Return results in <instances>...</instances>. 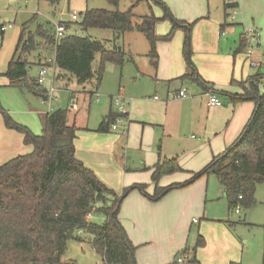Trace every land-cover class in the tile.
Returning a JSON list of instances; mask_svg holds the SVG:
<instances>
[{
    "label": "trees",
    "instance_id": "trees-1",
    "mask_svg": "<svg viewBox=\"0 0 264 264\" xmlns=\"http://www.w3.org/2000/svg\"><path fill=\"white\" fill-rule=\"evenodd\" d=\"M108 1L115 7L120 3V0ZM141 1L136 0L127 11L118 8L87 9L84 14L80 13V20L74 21L75 30H112L113 47L90 35L81 36L75 30L67 31L72 22L66 23L67 32L58 40L52 31L45 30L41 25L35 31H29L24 26L3 74L9 80L8 85L27 90L40 99L44 97L47 90L30 73L33 62L29 58L34 50L43 47L42 39L44 43L55 46L56 66L64 72L61 75L75 78L77 84L84 87L95 76L93 63L98 53L101 54L97 74L99 83L106 60L117 64L124 62L125 51L116 39L125 33L137 31L146 36L150 44L149 56L157 66V42L170 40L180 27L186 28L183 53L192 68V76L180 78L196 76L197 69L191 60V32L195 22L187 23L175 17L163 0H147L164 8L163 17L156 16L153 10L149 15H136L134 8ZM167 18L172 22L171 31L166 35H157V24ZM247 45L248 38L242 34L236 53ZM255 77L258 75L247 79L248 87L242 83V94L222 92L235 100L255 102L254 112L238 138L183 183L161 186L159 182L163 176L180 171L181 167L177 158L159 160L152 172L153 194L147 192V184L144 183L125 187L118 194L78 159L75 141L79 127L69 121V108L59 107L42 113L40 134L4 113L7 127L22 132L23 142L32 145L33 150L0 164V264H62L68 241L75 239L82 242L81 233L93 237L92 245L103 256L105 264H138L137 247L119 217L125 198L135 189L156 201L176 188L211 174L218 179L230 210L239 205L246 208L253 205L257 186L264 182V93L254 83ZM117 114L111 110L95 131H112L111 125ZM93 214H102L104 221H93ZM262 227L264 232V224ZM199 242L200 237L197 245ZM190 262L195 263V259Z\"/></svg>",
    "mask_w": 264,
    "mask_h": 264
},
{
    "label": "crops",
    "instance_id": "crops-1",
    "mask_svg": "<svg viewBox=\"0 0 264 264\" xmlns=\"http://www.w3.org/2000/svg\"><path fill=\"white\" fill-rule=\"evenodd\" d=\"M166 1L168 4L174 5V11L178 16L173 14L178 19L187 23L195 22L196 30L199 26L206 27L199 43H195L194 40L192 44L193 54L191 60L197 69L196 76L180 78L184 75H190L192 68L185 61L184 53L182 54L180 45L183 33L178 31L176 41L157 42L158 65L156 66L152 61L155 79L162 84L163 98L158 97L156 99L155 95L152 97L154 101L150 102V100L141 98L138 95H136V98L133 97L134 95H127L123 89L119 90V94L127 97L129 101L127 120L119 127L123 131L117 129L121 132V135L115 134L113 136L97 132L96 129L80 126L81 124L77 119L78 115L82 109L88 110L90 108L94 101L92 98L94 92L87 96L81 93L82 97L88 98L87 105H80V98L78 97L76 108L70 109V113L72 111L73 114H69V121L71 123L75 122L79 130L94 131L91 133L96 134L94 136H96L98 142L97 148L90 146L85 149L76 143V156L90 167L106 185L111 184V182L107 180L108 172L106 171L105 174L106 169L100 165L102 163L108 169L107 159L110 156H116V167L113 166L116 172L113 173L116 175L114 181H116V192L118 194H121L125 187L135 183L147 184V192L153 194L155 188L152 182L153 167L159 160L165 158H177L181 170L163 176L159 182L161 186L186 181L195 172L203 169L215 155L225 151L238 138L254 112V101L235 100L231 95L242 94V83L246 82L250 76L258 75L254 79H259L264 75V52L262 50L257 51L252 57H248L246 55L247 47L236 53L240 45V38L238 41L234 40V42L222 38L227 36L228 30L237 34L241 29L240 26H242H237L242 22L235 23V17L232 18L230 23L227 21V9L231 8L233 13H236V10L239 7L242 8L241 5L243 6L245 3H250L257 9L258 3L264 0H234L232 5L226 4V0H215L211 5L212 0H208L206 4L199 2L196 6H194L196 3L194 0ZM181 4L186 8L185 11ZM149 6L151 10H154L152 8L155 6L154 4L149 2ZM155 13V15H159L158 11ZM238 16L243 19L241 11ZM158 24L156 34L162 35L164 27L158 29L161 32L158 33ZM4 25L8 27L2 30L1 27ZM11 28H13L12 23H3L0 25V32L4 34ZM69 30L67 29V31ZM74 30L72 29L70 32ZM255 30L259 32L261 46H263L264 33L261 35L258 29ZM247 31L244 28V34ZM247 38L249 45L250 39L248 36ZM42 42L43 52L39 54L37 59L39 70L47 64L49 59L55 60V46L46 44L45 41ZM47 47H52L53 56L48 57L45 55L44 50ZM251 59L259 61L260 67H253L250 63ZM6 70L0 72V75L4 76ZM38 72L33 73L30 71L36 78ZM55 72L56 75L58 73L59 79L61 78L59 75L64 73L58 67ZM7 82L9 83L8 78ZM47 84L42 85V87L49 86L50 81ZM244 87H248L247 82ZM61 89H58V91ZM83 89H85V86ZM181 89H187L188 96L173 98V94L178 93ZM223 91L231 95L224 94ZM212 93L216 94L221 100L220 105H210ZM56 97V101H58V93ZM111 108H113L112 97ZM36 112L39 114V118L42 113H45L42 110H36ZM117 130L116 132H118ZM188 131L198 134V136L192 134L195 140L191 141V144L188 143L189 137L186 135ZM102 146L108 148V150H101ZM176 189L156 201L151 200L135 189L130 192L124 201L119 217L130 239L137 247V263L185 264L186 262L191 263L192 257L195 259V263L191 264H241L242 253L246 245L248 246L247 239L242 241L231 231L228 225L216 218L207 217L205 210L199 218L195 216L191 219L187 218L190 211L199 210L204 198L208 199V189L205 194L201 193L199 204L197 201L183 196V193L170 195L174 192H181V190L175 191ZM220 191L224 196L221 185ZM224 198L226 197L224 196ZM237 213L240 214V211ZM185 218L188 219L187 223H184ZM195 219L197 222H195ZM198 219H204V221L200 223ZM193 225H197L199 228L196 248H192L188 243L189 233ZM199 237L201 243L199 242L200 244L197 245ZM184 251L189 253V259L177 263V256Z\"/></svg>",
    "mask_w": 264,
    "mask_h": 264
},
{
    "label": "rangeland",
    "instance_id": "rangeland-1",
    "mask_svg": "<svg viewBox=\"0 0 264 264\" xmlns=\"http://www.w3.org/2000/svg\"><path fill=\"white\" fill-rule=\"evenodd\" d=\"M164 1L167 3L172 13L178 16L176 11H174V5L168 4L166 0ZM195 1L196 3L194 6H196L199 2L206 4L208 0H194V2ZM213 1L215 2V0H212L211 5L213 4ZM134 3H136V0H120L118 7H115L110 4L108 0H0V25L3 23L13 24V28L9 29L4 34L0 32V72L6 70L8 61L11 59L12 53L16 48L19 34L24 26H27L29 31H35L38 26L41 25L45 30L55 32V25L58 22H74L71 18V13L74 11L83 14L87 9L94 8H104L108 10H116L118 8L121 11H127ZM258 4V8L256 9L250 5V3H245L243 6L241 5L242 8L239 7L236 10V13H233V9L231 8L227 9V21L230 23L232 18L235 17V23L242 22L237 24V26H242H240L241 29L237 32V34L232 31L229 32L228 30L227 36L222 37L223 40L230 42H234V40L238 41L240 35L245 33L244 28H246V30L258 29L261 35H263L264 1H261ZM181 6L183 5L181 4ZM152 8L154 9V13L156 11L159 12L158 17H163L165 15V11L162 6L155 5ZM192 8L194 9V7ZM185 10L186 8H184V11ZM240 11L243 13V19L238 16ZM151 12L152 10L147 0L141 1L134 8V13L139 16L149 15ZM74 25V23H71L70 30L75 29L76 26ZM162 27H164L162 35L168 34L172 28L171 20L167 18L160 21L157 28L158 33H161L158 29ZM195 30L196 25L194 24L191 32L192 54L193 41L195 40V43H199L201 36L206 31V27L202 28L199 26L197 27V30ZM75 31L81 36L90 35L97 39L106 41L108 42V47H113L114 33L112 30L94 28L89 29L87 32L80 29H76ZM178 31H182L183 33L180 45L183 54L186 39V28L181 27L176 29L170 40L161 39L159 41L160 43L166 41H176ZM43 40L44 39H42L41 42ZM116 41L117 44H119L125 51V60L122 64L106 60L103 77L100 83L97 80V74L101 64L100 53L96 55L93 63L95 76L91 82L85 85V89L77 84L75 78L70 77L69 79L67 76L61 75L60 79L62 80H60L57 73L54 84L57 88L55 95L58 93L59 99L53 103L54 110L59 107L69 108L68 103L74 94H77V97L80 98V105H87L88 98L85 99L84 96L82 97L81 93L87 96L94 92L92 98L95 100V93L97 92L101 101H93L90 108L88 110L82 109L77 118L81 124L80 126L88 129H97L103 118L107 116L111 110H117L115 107L111 108V97H116L117 94H119L120 89H123L127 95H134L133 97L135 98L136 95H138L141 98L150 100V102L154 101L152 100V97L155 95L159 98H163L164 91L163 88H161L162 84L161 82H157L153 73L152 59L149 56L150 44L146 36L140 32L132 31L125 33L122 37L116 39ZM262 45L264 46V42ZM232 47H234V45H232ZM222 50L224 49L222 48ZM42 52V48H38L29 56L30 60L33 62L30 68V71L33 73H36L39 70L37 59L39 54ZM44 53L48 57L53 56L52 47H47L44 50ZM184 58L189 65L185 56ZM51 77L52 73L50 72L47 75V79H50ZM63 80L66 81L63 82ZM48 81L49 80L46 81L45 85H48ZM8 84L7 78L0 75V164L19 154L28 153L33 150L32 145H27L23 142L24 136L22 132L7 127L5 124L4 113L9 114L14 121L28 126L32 131L40 134L42 126L39 114L36 110H42L44 112L49 111L47 104H44L40 98L36 97L27 90H21L20 88L12 87ZM243 84L246 85L245 82H243ZM247 85L249 86V83H247ZM63 86H65V88H63ZM58 89L61 90L58 91ZM69 114L72 115V111ZM119 130L122 129L119 128ZM119 130H117L118 132L112 130L107 134H111L113 136L115 134L121 135ZM91 132H87L85 129H80L78 131V138L76 139L75 144L78 143L83 149L90 146L97 148L98 142L97 138H95L96 136H94L96 134ZM192 134L198 136L197 133L191 131L186 132V135L189 137V144H191V141L195 140V138L192 137ZM101 150H108V148H104L102 146ZM106 165H108V169L104 167L102 163L100 166L106 169L105 174L106 171L108 172L107 180H110L111 182V184L108 185L116 191V181H114L116 179V175L113 173L116 172V169L113 168V166L116 167V156H110V158L107 159ZM207 189L208 199L206 200L203 197L204 199L200 204L201 207H199V210L194 209L190 211L187 214V218L191 219L193 216L199 218L203 210H205L207 212V217L216 218L218 221H222V223L228 225L231 231L236 234L238 238H241L242 241L245 239L248 240V246L246 245V248L242 253L241 264H264V232L262 227L264 224V182L258 184L257 186L255 193L256 201L253 205L248 208L243 205L238 206L240 208V214L236 212L237 207L233 210L229 209L228 201L224 198V196H222L220 191L218 179L211 174L204 175L193 183L176 189L175 191L181 190V192H174L170 195L183 193V196L186 198L189 197L190 199L197 201L199 204L201 193L205 194ZM91 218L93 221L98 223H102L104 221V216L102 214H93ZM187 218L184 219V223L188 222ZM198 220H200V223L204 221V219ZM198 230V226L193 225L189 233L190 238L188 243L192 248H196ZM81 234L83 235L82 242L75 239H70L68 241L67 249L62 259V264H105L103 256L99 254L92 245L93 237L90 234ZM191 259L193 258L191 257ZM185 264L191 263L186 262Z\"/></svg>",
    "mask_w": 264,
    "mask_h": 264
},
{
    "label": "built area",
    "instance_id": "built-area-1",
    "mask_svg": "<svg viewBox=\"0 0 264 264\" xmlns=\"http://www.w3.org/2000/svg\"><path fill=\"white\" fill-rule=\"evenodd\" d=\"M234 3V0H226V4L228 5H232ZM71 18L73 21H78L81 18V15L79 12L74 11L71 13ZM8 26L4 25L1 27L2 30L7 29ZM67 29V25L65 22H58L55 25V32H54V37L56 40L60 39L61 37L64 36L65 32ZM225 35V32L223 33ZM246 35L249 37L250 39V43L247 46V50H246V55L248 57H252L257 51H259L260 49L264 52V46H261V40H260V34L258 31H256L255 29H250L246 32ZM250 63L253 67H260V62L255 60V59H251ZM56 63L55 60L53 59H49L47 64L43 65L37 75V79L38 82L41 85H44L46 83L47 80L50 81V85L46 87L47 92L44 94V97L41 99L42 102L44 104H47L48 106V110L51 111L53 110V103L54 101L57 100V97L55 95V91H56V87L54 84L55 81V76H56ZM52 73V77L50 79H47V75L49 73ZM254 83L258 86L259 90L261 91V93H264V75L261 76L259 79L256 78L254 79ZM188 91L187 89H181L178 93H174L173 94V98H185L188 96ZM95 102H100L101 98L99 96V94L96 92L95 93ZM155 98L157 99L158 96H155ZM78 103V97L77 94H74L73 97H71L70 102H69V108L70 109H74L76 108ZM221 104V100L217 97L216 94H211L210 96V105H220ZM112 105L113 107H115L117 110L115 112H117L118 116H116L114 122L111 125V129L113 131H116L117 129H119L120 125L122 123L126 122V115L128 113V105H129V101L128 98L119 94L116 97H112ZM126 133V131H124ZM240 208L237 206L236 212H239ZM195 222H197V220L195 219ZM189 259V253L187 251H184L181 255H178L176 258V262L177 263H182L186 260Z\"/></svg>",
    "mask_w": 264,
    "mask_h": 264
}]
</instances>
